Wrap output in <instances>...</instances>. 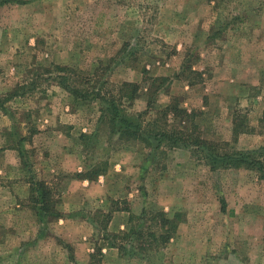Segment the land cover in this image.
I'll list each match as a JSON object with an SVG mask.
<instances>
[{
	"label": "rangeland",
	"instance_id": "1",
	"mask_svg": "<svg viewBox=\"0 0 264 264\" xmlns=\"http://www.w3.org/2000/svg\"><path fill=\"white\" fill-rule=\"evenodd\" d=\"M173 129L264 147V0H0V264H264V172Z\"/></svg>",
	"mask_w": 264,
	"mask_h": 264
},
{
	"label": "trees",
	"instance_id": "2",
	"mask_svg": "<svg viewBox=\"0 0 264 264\" xmlns=\"http://www.w3.org/2000/svg\"><path fill=\"white\" fill-rule=\"evenodd\" d=\"M60 83L72 93H76L77 89L71 88L67 85L66 81H64L63 77ZM110 114L112 118H114L117 122L120 123L117 131L121 135H125L128 137L135 138L136 136H140V125L133 120V118L129 117V115L120 113L117 105L115 104L114 99H110ZM153 138L157 139V146L161 144L163 140H169L171 146H184L186 148L194 147L196 152H202V157L207 160L210 164H216L217 162H221L222 164L227 165H236V164H246L253 168H257L264 172V147L254 150H245V151H232V152H224L219 153L215 150L214 147L209 145V143L205 139L193 138L191 139L189 135L182 132V130H171V131H159L151 134ZM36 189L39 190L40 201L38 198L34 197L33 202L34 206L36 204H41V207H37L39 210H43V201L45 199L46 193L49 191V186L45 181H36L34 183ZM35 189V191H36ZM60 213H56L58 216ZM114 235V234H113ZM115 236V235H114ZM113 237V236H112ZM109 246H115V243H109Z\"/></svg>",
	"mask_w": 264,
	"mask_h": 264
},
{
	"label": "crops",
	"instance_id": "3",
	"mask_svg": "<svg viewBox=\"0 0 264 264\" xmlns=\"http://www.w3.org/2000/svg\"><path fill=\"white\" fill-rule=\"evenodd\" d=\"M84 202V201H83Z\"/></svg>",
	"mask_w": 264,
	"mask_h": 264
}]
</instances>
